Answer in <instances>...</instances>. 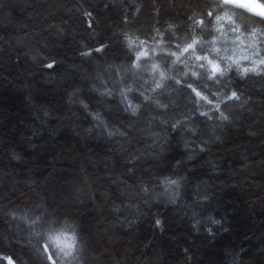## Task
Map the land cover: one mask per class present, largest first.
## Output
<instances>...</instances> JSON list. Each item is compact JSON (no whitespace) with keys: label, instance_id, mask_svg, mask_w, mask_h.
Returning <instances> with one entry per match:
<instances>
[{"label":"trees","instance_id":"trees-1","mask_svg":"<svg viewBox=\"0 0 264 264\" xmlns=\"http://www.w3.org/2000/svg\"><path fill=\"white\" fill-rule=\"evenodd\" d=\"M211 10L0 0V264H264V37L243 31L264 20L197 34ZM190 33L196 54L231 66L204 89L219 111L176 83L203 71L177 47ZM59 236L71 256L46 261Z\"/></svg>","mask_w":264,"mask_h":264},{"label":"snow or ice","instance_id":"snow-or-ice-1","mask_svg":"<svg viewBox=\"0 0 264 264\" xmlns=\"http://www.w3.org/2000/svg\"><path fill=\"white\" fill-rule=\"evenodd\" d=\"M212 4L214 6V10L205 13L204 19L193 18V31L197 32V34L202 33L203 31L208 29L209 25L213 24V22H215L216 25L227 24L231 26L233 32L239 33L241 31V24L237 23L238 13H244L247 16L252 17H259L261 20H264V0H212ZM217 31L222 32V28L218 27ZM243 31L251 33L253 37H264V27L249 26L245 28L243 26ZM203 42L205 41H202L201 39L192 36L191 33L182 42L178 40L177 47L180 49L181 53L194 56V59L197 62V67L203 69V71H191L190 73H185V76H190L194 79L189 80L187 82L176 80V83L180 84L182 87L190 89V98L196 97L199 98V100L208 103L209 105H213V100L209 97V95L205 94L204 89L212 84L223 83L225 78H228L230 82V72L232 69L230 65L224 66L222 63L217 62L214 56L210 57L207 55L196 54L198 46H202ZM206 43L211 45V52L216 54L219 53L220 49L215 46V39L208 40L206 41ZM260 43L264 44V39H261ZM97 51H99V49H97ZM166 55L169 58L166 64L164 65L165 69L167 70L169 64L178 63V61L180 60V56H177L176 52L172 51L168 52ZM148 59L149 56L147 52L144 51L139 52V54L135 57L137 63ZM253 64L256 65V62L254 61ZM259 64L264 65V57L260 59ZM48 66L51 67V65ZM257 67L258 65L252 67L251 69L244 68L242 75L247 74L250 71L255 72L257 70ZM158 69V65H152L153 71H157ZM166 79V73L160 72V80L156 81V89H164L166 87V84L164 83ZM234 98L238 99L239 97L237 96V93L235 91H232L231 95L228 96L227 99L231 100ZM193 103H196L195 99H193ZM162 107H166V105H162ZM213 108L216 111H219L218 104L213 105ZM132 114H135V109H132ZM200 114L204 116L208 115L207 112H201ZM223 118L227 119V117ZM38 219L39 218H37V220ZM64 247L71 249L72 246L66 243L64 244ZM50 249L51 245L46 244L42 249V253L49 252ZM55 255V252L51 251L50 255L45 256V260H53V257ZM65 255L71 256V251L65 252ZM9 264H12V262L9 261Z\"/></svg>","mask_w":264,"mask_h":264},{"label":"rangeland","instance_id":"rangeland-1","mask_svg":"<svg viewBox=\"0 0 264 264\" xmlns=\"http://www.w3.org/2000/svg\"><path fill=\"white\" fill-rule=\"evenodd\" d=\"M56 239H59L58 240L59 243H58V245H56V249L58 252H55V254H56L55 257H57L58 259L62 258V256H61V254H62L66 260L68 258V256L65 255V252L71 251L72 247H71V249L65 248L64 244L67 243V244H70L72 246V240L68 237H61V236L57 237ZM12 264H14V263L12 262Z\"/></svg>","mask_w":264,"mask_h":264}]
</instances>
